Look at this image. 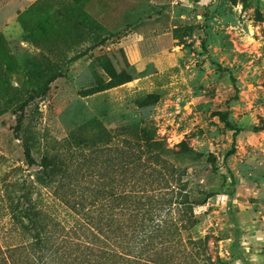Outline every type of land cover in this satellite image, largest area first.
Listing matches in <instances>:
<instances>
[{
  "label": "rangeland",
  "instance_id": "obj_1",
  "mask_svg": "<svg viewBox=\"0 0 264 264\" xmlns=\"http://www.w3.org/2000/svg\"><path fill=\"white\" fill-rule=\"evenodd\" d=\"M125 140L185 174V239L264 264V0H0L1 243L23 237L11 192H45L25 144L39 163L95 172L110 163L93 152Z\"/></svg>",
  "mask_w": 264,
  "mask_h": 264
},
{
  "label": "trees",
  "instance_id": "obj_2",
  "mask_svg": "<svg viewBox=\"0 0 264 264\" xmlns=\"http://www.w3.org/2000/svg\"><path fill=\"white\" fill-rule=\"evenodd\" d=\"M231 79L239 92L232 73ZM120 84L111 80L89 92ZM233 129L236 141L241 129ZM151 148V141L125 140L116 159L114 150L97 148L91 165L105 156L110 164L91 172L59 168L48 157L39 163L25 144L27 163L40 167L33 175L45 192L38 198L27 186L19 196L11 192V227L23 237L10 245L0 239V264H226L208 250L209 236L185 239L175 211L191 202L185 174Z\"/></svg>",
  "mask_w": 264,
  "mask_h": 264
}]
</instances>
